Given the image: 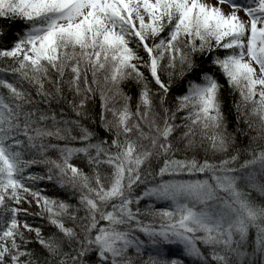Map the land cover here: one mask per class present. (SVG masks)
<instances>
[{
	"label": "snow or ice",
	"instance_id": "snow-or-ice-1",
	"mask_svg": "<svg viewBox=\"0 0 264 264\" xmlns=\"http://www.w3.org/2000/svg\"><path fill=\"white\" fill-rule=\"evenodd\" d=\"M0 264H264V0H0Z\"/></svg>",
	"mask_w": 264,
	"mask_h": 264
},
{
	"label": "trees",
	"instance_id": "trees-1",
	"mask_svg": "<svg viewBox=\"0 0 264 264\" xmlns=\"http://www.w3.org/2000/svg\"><path fill=\"white\" fill-rule=\"evenodd\" d=\"M253 236H254V233H253Z\"/></svg>",
	"mask_w": 264,
	"mask_h": 264
}]
</instances>
